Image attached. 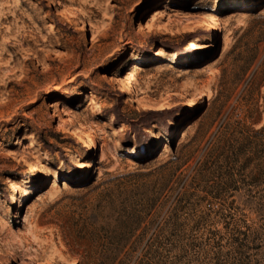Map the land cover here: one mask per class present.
<instances>
[{
	"label": "rangeland",
	"instance_id": "374dc122",
	"mask_svg": "<svg viewBox=\"0 0 264 264\" xmlns=\"http://www.w3.org/2000/svg\"><path fill=\"white\" fill-rule=\"evenodd\" d=\"M0 264H264V0H0Z\"/></svg>",
	"mask_w": 264,
	"mask_h": 264
},
{
	"label": "trees",
	"instance_id": "16d2710c",
	"mask_svg": "<svg viewBox=\"0 0 264 264\" xmlns=\"http://www.w3.org/2000/svg\"><path fill=\"white\" fill-rule=\"evenodd\" d=\"M164 126H165V125H164ZM164 126H163V127H164ZM141 135H142V133H138L137 138H138L139 140H141V141L145 140V139H143V138L141 137Z\"/></svg>",
	"mask_w": 264,
	"mask_h": 264
}]
</instances>
